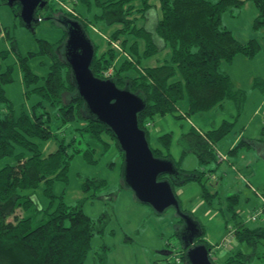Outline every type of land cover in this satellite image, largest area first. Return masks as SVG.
I'll list each match as a JSON object with an SVG mask.
<instances>
[{
	"label": "trees",
	"instance_id": "obj_1",
	"mask_svg": "<svg viewBox=\"0 0 264 264\" xmlns=\"http://www.w3.org/2000/svg\"><path fill=\"white\" fill-rule=\"evenodd\" d=\"M133 1L136 0H106L102 3V8L104 17L113 13H119L121 17L119 21L110 22L106 18L108 24H122L120 30L112 33L113 40H118L122 34L132 38V42L127 38L121 41L123 50L129 57L127 55L124 58L110 79L115 81L118 88H127L130 92L144 97L146 107L138 115V126L145 130L148 142V131L152 127H146V123L152 124L153 118L157 116L174 115L189 121L188 116L222 107L227 101L234 103L239 116L245 94L241 90L233 89L231 78L222 67L223 64H230L238 55L253 58L261 46L255 39L247 43L236 40L230 30L222 24L221 17L226 11L240 10L246 1H250L257 9L253 27L264 31V0H159L160 16L151 30L149 26L138 27L136 20H128L126 17L132 12ZM140 1L141 6L135 11L139 19H144L153 7L149 0ZM126 5L128 9L123 10ZM16 7L19 10V6ZM44 10H48L50 15L51 10L61 11L57 18L48 17V20L54 19L58 23L63 30L64 40L66 32L59 23L61 17L78 21L86 33L87 28L94 26L93 23L82 19L77 11V15L72 16L55 7L50 0L36 13L41 20L40 15ZM157 39L161 40L163 47L156 44ZM138 41L144 45L141 53ZM58 44L40 42L37 54L46 56L50 61L45 78H40L30 70L27 58L17 57L24 85L33 86L31 92L39 97V101L27 112L15 115L4 90V86L12 80L11 69L5 68L0 73V159L13 157L14 161L0 167V264H83L90 250L94 229L100 233L105 227L104 217L92 220L83 213L82 202L70 207L60 198L56 208L49 210L53 200L57 198L52 192L54 183L67 182L69 162L73 155L69 153L68 148L72 147L71 142H74L73 135L87 136L93 141L105 142L107 146V142L103 140L104 136L110 138L120 153L122 168L123 153L118 149L111 131L105 125L87 117L82 100L75 97L70 68L56 52ZM93 46L94 57L90 70L95 77L104 79L102 74L109 66L110 58L97 57V46L94 43ZM163 50H167V54L162 61L158 60L155 66L143 67V70L139 71L137 66L140 67L142 61ZM130 70L136 75L126 77L125 74ZM254 86L264 96V83L257 82ZM67 97V101L63 102ZM181 102L184 103V110L180 107ZM47 105L56 106L57 119L61 125L67 124L73 118L85 122L84 127L77 126L72 130L70 142L64 144L63 139L57 140L56 134L46 124L44 117H47ZM232 126L230 121H223L217 128L213 127L202 135L191 129L188 136L192 138L193 145L183 146L181 161L189 152L195 154L201 167L212 163V160L217 161L215 145L231 131ZM158 139L161 149L150 147L153 155L171 158L170 133H165ZM49 140H57V148L44 157L42 145ZM93 153L94 150L86 149L84 157L93 161ZM173 162L185 176L180 182L169 179L173 191L189 182H196L200 188L199 197L208 207H212L217 192L210 191L207 181L209 177L205 176L204 179L203 171L183 170L180 167L181 162ZM163 178L165 177H160ZM41 183L44 185V194L49 199L46 208L41 207L34 198V192ZM99 184L103 186L105 182L100 181ZM121 185L126 189L122 181ZM225 200L228 213V218L225 219L226 228L232 227L234 240L245 242L251 253L238 251L228 257L224 264H249L255 258L264 262V251L257 253L258 247L263 244L264 228L251 229L242 220L237 212L238 195L226 196ZM18 209L19 215L16 214ZM181 210L187 212L182 206ZM10 217L12 219H9ZM179 220L182 223L180 218ZM201 230L202 234L196 243L205 244L211 252V245L204 240L202 225ZM178 247L182 251V264H188L185 250L180 243ZM211 261L216 264V259Z\"/></svg>",
	"mask_w": 264,
	"mask_h": 264
},
{
	"label": "rangeland",
	"instance_id": "obj_2",
	"mask_svg": "<svg viewBox=\"0 0 264 264\" xmlns=\"http://www.w3.org/2000/svg\"><path fill=\"white\" fill-rule=\"evenodd\" d=\"M66 1L68 0L64 2ZM74 1L75 10L80 14L81 18L94 25L87 28V35L97 46L96 56L100 58L109 57L110 64L107 68L111 67L115 71L128 55L123 50L124 47L121 41L127 38L128 41L132 42V38L128 37V35L122 34L115 41L112 38V33L120 30L122 24L119 22L108 24L106 18L109 19V22L119 21L121 19L119 13H113L111 16L104 17L102 3L106 0ZM50 2L55 7L62 9L57 0ZM149 3L155 8L154 13L156 16H160L159 0H149ZM131 5L133 6L132 12L126 17H128V20H136L135 24L140 27L141 21L135 10L140 8L141 1H133ZM125 9H128V5L123 7V10ZM16 12H18L16 6L10 7L6 5V0H0V73L5 68L11 69L12 80L4 86V90L6 97L11 102L13 112L15 115H20L22 112L32 109L39 101V97L31 92L33 86L26 87L24 85L22 74L17 64V57L27 58L30 70L40 78H45L48 74L50 61L46 56L37 54L40 42L46 41L52 45L58 44L62 39L63 30L54 20L61 14L59 10H51V15L48 10H44L40 15L42 20L35 25L33 32L22 25ZM256 16L257 9L255 5L250 1H246L240 10L232 9L231 11H226L221 17L222 24L230 30L236 40L241 43H247L249 40L255 39L261 46L260 51L253 58L238 55L230 64H223L222 67L223 71L230 76L233 89L241 90L245 94L241 114L238 116L234 103L227 101L222 107L212 109L203 114L188 116V122H192V125L198 132H207L211 128L207 127L211 126L212 123L215 128L223 121L233 123L231 131L217 143V146L220 147L222 154L224 153L223 155L227 156V159H216L218 163L221 162L218 167L214 160H212L211 164H203L204 170H201L199 166L194 167L196 161L192 155L187 156L184 159V163H182L180 158L181 150L177 143V138L181 131L184 132V130L190 128L186 119H179L174 115L157 116L153 118V122L156 128L157 126L160 128V132H156L154 128H150L148 131L149 145L152 149L158 147L161 149L158 138L165 133H170L169 152L173 161L181 162L180 166L182 168L196 169L198 172L203 171L202 173H205L203 174L204 179H206L205 176L209 177L207 181L210 191L213 193L216 182H214L215 180H213L214 178L210 172H217L219 174L224 168H229V162L233 163L232 155L226 151V144L229 146L239 131H242V134L247 138L255 134L258 135L264 130L263 114L260 113L261 115L258 116L253 115L256 107L259 106L261 100L264 98L254 86L257 82L264 83V31L262 29H254L253 22ZM48 17L54 19L48 20ZM64 41L63 38L61 43L57 45L56 52L60 57H62L61 48ZM138 46L141 53L144 45L141 41H138ZM164 54L165 52L142 61L141 66H137V68L141 72L143 67L155 66L157 60L162 61L164 59ZM137 68L136 70L138 71ZM134 75L136 73L132 70L125 74L126 77ZM67 99L68 97L63 102H66ZM180 107L184 110V103L181 102ZM261 112H264V104L262 105ZM46 114L47 117H44L46 124L56 134L57 140L63 139L64 144L70 142L71 135L73 134L72 130L75 127H84L85 125L84 121L74 120V118L67 124L61 125L60 120L57 119L56 106L51 107L47 105ZM151 126H153V123ZM78 135H73L74 142H71L72 147L68 148L69 153L73 155L69 162L67 182L57 181L54 183L52 192L57 198L53 200L49 210H54L58 200L62 198L63 203L70 207L75 206L78 202H82L81 208L83 213L92 220H97L101 216L104 217L106 225L100 233L97 232L96 228L94 229L90 242V250L83 264H165V258H168L169 255L160 254L162 247H164V250L172 251L175 246L179 245L175 232L181 226V222H179L180 220L176 215L175 209L169 208L158 215L152 211L151 207L137 203L134 200L133 193L128 189H124L121 185L120 171L122 159L110 138L104 136L103 140L107 142V146L105 142V144L100 143L91 140L87 136L80 137ZM57 140H49L43 143L42 155L44 157L56 150ZM242 148L244 149L242 150ZM86 149L94 150L93 161H88L84 157ZM247 149L240 146V151L237 154V164H232L235 166L233 168L230 165L231 170L228 172L227 178L229 183L240 190L239 202L244 203V198H249L247 206L245 205L240 210L243 211L242 217L246 225L254 229L256 228V224H262L264 221L263 219L254 222L248 220V212L258 206L259 200L249 190L245 184V180L239 177V174L245 176L240 171L243 168L242 165L252 163L254 160L253 155L251 156V151H249V155L246 154ZM214 151L216 152L217 149L215 148ZM13 162V157L2 158L0 159V167L4 164H12ZM245 179L248 178L245 177ZM100 181H104L105 185H100ZM252 184L257 188L254 183ZM180 189L182 190V194L177 193L179 191L178 187L175 189V194L180 201L182 209L190 212L193 218L202 225L204 240L211 245L212 257L217 258L216 264H224L228 257L236 254L238 251L246 254L251 253L248 245L245 242H239L237 239L232 242L230 251L213 247V245L220 242L224 222L228 218L226 200L221 192L216 193L212 207H208L202 199L200 202V188L196 182H189L180 187ZM257 190L264 194V186H259ZM34 193V198H36L39 205L46 208L49 205V199L44 194V185L41 183ZM237 204L239 205L238 202ZM16 214H20L19 209L16 210ZM9 219L12 218L10 217ZM262 251H264V240L263 247L259 246L257 253L260 254ZM249 264H264V262L255 258Z\"/></svg>",
	"mask_w": 264,
	"mask_h": 264
},
{
	"label": "water",
	"instance_id": "obj_3",
	"mask_svg": "<svg viewBox=\"0 0 264 264\" xmlns=\"http://www.w3.org/2000/svg\"><path fill=\"white\" fill-rule=\"evenodd\" d=\"M47 0H6L10 7L19 6L17 16L22 25L33 32L40 22L37 11L43 9ZM66 32L61 56L70 68L75 97L83 102L89 118L105 125L114 136L118 149L123 153L121 181L133 193L136 202L152 208L161 214L174 208L182 221L176 236L188 264H213L209 249L203 243H196L202 234L201 225L191 213L183 212L169 179L184 180L171 158L153 155L146 132L138 126V115L145 109L142 95L127 88H118L113 79L95 77L90 70L94 57V46L82 25L67 17L59 18ZM164 176L165 178L160 179ZM168 254V251L162 252Z\"/></svg>",
	"mask_w": 264,
	"mask_h": 264
},
{
	"label": "crops",
	"instance_id": "obj_4",
	"mask_svg": "<svg viewBox=\"0 0 264 264\" xmlns=\"http://www.w3.org/2000/svg\"><path fill=\"white\" fill-rule=\"evenodd\" d=\"M154 8V7H153ZM155 12V8L154 10L151 9V11L146 14V17L144 19H140L141 21V26H149V30L153 29L154 26H155V23H156V20L159 18V15L156 16V14L154 13ZM156 44L159 46V47H163L162 45V42L161 40H156ZM165 52L164 56L167 54V50H163L159 53H157L156 55H159L161 53ZM155 55V56H156ZM158 61V60H157ZM157 63V62H156ZM155 63V64H156ZM154 64V63H153ZM154 66V65H153ZM226 103V102H225ZM224 103V104H225ZM264 104V98L261 100L260 104L258 107H256L253 115L254 116H258V115H262V117H264V112H261V109H262V105ZM261 113V114H260ZM188 122V121H187ZM153 123V126H151L152 128L155 129L156 132H160V128L157 126H155L154 122L152 121ZM190 128H188L187 130H184V132H180V134L178 135V138H177V143L178 145L180 146V150H181V153L184 149L183 146H189L191 147L193 145V140L190 136H188L189 132L191 131V129L195 130V132L197 134H204L205 132H198L196 130V128L192 125V122H188ZM213 123L211 124V126H208L207 128L211 127L210 129L213 128ZM209 131V130H207ZM220 142V141H219ZM218 142V143H219ZM244 142V143H243ZM243 143V144H242ZM226 151L228 153H230L232 155V160H233V163H230L229 164L231 165V167H235L234 165L232 164H235L237 162V154H238V151L240 146L242 147H245V148H248L247 149V153H249V151H251V156L254 158L253 162L252 163H248L247 165H242L243 168L240 169V171H242L245 175L246 178H248L249 182L252 184L254 183V185H256V187L258 188L259 186L263 187L264 186V130H262V132H260V134L258 135H254L252 137H245L243 134H242V131H239V133L237 134V136L232 140V142L230 143V145L228 146L226 144ZM215 148L221 152V149L219 146H217V144L215 145ZM236 149V150H235ZM244 148H242L243 150ZM222 153V152H221ZM224 154V153H223ZM250 154V153H249ZM248 154V155H249ZM181 155V154H180ZM193 156L194 157V160L196 161V165H194V167H197L199 166V168H201V170H204V167L202 168L199 163H198V159L197 157L195 156L194 153L192 152H189L187 154L184 155L183 157V160H182V163H184V159L187 158V156ZM217 157V156H216ZM227 157V156H226ZM172 158V157H171ZM227 159V158H226ZM241 159V158H239ZM193 160V162H195ZM243 160V159H242ZM192 162V161H191ZM221 162H217L215 161V164L217 165V167L219 166ZM198 164V165H197ZM211 164V163H210ZM237 164V163H236ZM193 165V163H192ZM229 165V168H224L219 174H217V172H210L212 175H215L216 176V180L214 182L215 183V187L213 188L217 193L221 192L222 193V196L226 197V196H229V195H238V199H240V190L237 189L236 186L232 185L231 183H229L228 181V172L231 170V167ZM240 167H242L241 165H238ZM181 167V166H180ZM182 168V167H181ZM183 167L182 169L183 170H193L191 168H185ZM233 170V169H232ZM253 185V184H252ZM178 194H182V190L180 189L179 187V191L177 192ZM177 196V195H176ZM200 199V202H201V198L199 197ZM241 202V201H240ZM239 200H238V203L239 205L237 204V208L240 210L242 207H245V205L247 206L248 202H249V198H244V203L241 202L240 204ZM138 203V202H137ZM240 207V208H239ZM237 209V210H238ZM148 213V212H147ZM259 221V220H258ZM264 221V219H263ZM256 227H261V228H264V223L262 224H256ZM226 224L224 222V229L222 231V236L223 234L225 233L226 231ZM262 247H263V244H262ZM164 247H162V250H160V254L162 255H166V254H163L162 252L164 251H167V250H164L163 249ZM212 252V251H211ZM215 253V252H213ZM214 258V257H213ZM217 259V258H216Z\"/></svg>",
	"mask_w": 264,
	"mask_h": 264
},
{
	"label": "built area",
	"instance_id": "obj_5",
	"mask_svg": "<svg viewBox=\"0 0 264 264\" xmlns=\"http://www.w3.org/2000/svg\"><path fill=\"white\" fill-rule=\"evenodd\" d=\"M53 1V0H50ZM59 6L67 13L71 14L72 16H76V10H75V6H74V0H71L69 2H64L63 0L58 1ZM113 46L116 47V45L114 43H112ZM103 77L104 79H109L112 75H113V70L112 68H107L104 72H103ZM151 123L147 122L146 123V127L150 128L151 127ZM216 158L218 160L222 159V160H226V156H224L221 152H219L218 150L216 151ZM212 177L214 178L213 180H216V176L212 175ZM239 177L245 180V184L247 185V187L249 188V190L251 192H253V194L258 198L259 203L258 206L256 208H254L252 211L248 212V220L249 221H258L260 219H264V194L258 192L257 188H255L249 181L248 179H245V176L239 174ZM237 212L239 213V215L241 216L242 220L244 221V218L242 217V210H237ZM245 222V221H244ZM234 240V229L232 227H228L225 231V233L223 234V236L221 237L220 242L215 246L216 248H220V249H226V250H230L232 248V242ZM173 247V246H172ZM169 255L168 258H165V264H182V251L179 249L178 246H175L173 248L172 251H168ZM211 256V259H215L212 257V252H209V257ZM157 264H162V263H157Z\"/></svg>",
	"mask_w": 264,
	"mask_h": 264
},
{
	"label": "clouds",
	"instance_id": "obj_6",
	"mask_svg": "<svg viewBox=\"0 0 264 264\" xmlns=\"http://www.w3.org/2000/svg\"><path fill=\"white\" fill-rule=\"evenodd\" d=\"M41 21V20H40Z\"/></svg>",
	"mask_w": 264,
	"mask_h": 264
},
{
	"label": "flooded vegetation",
	"instance_id": "obj_7",
	"mask_svg": "<svg viewBox=\"0 0 264 264\" xmlns=\"http://www.w3.org/2000/svg\"><path fill=\"white\" fill-rule=\"evenodd\" d=\"M15 7V6H14Z\"/></svg>",
	"mask_w": 264,
	"mask_h": 264
}]
</instances>
